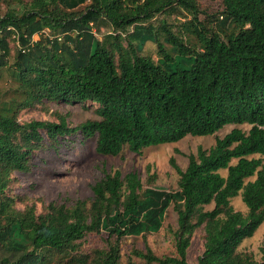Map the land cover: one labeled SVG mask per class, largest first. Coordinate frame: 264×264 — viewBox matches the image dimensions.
Masks as SVG:
<instances>
[{
	"label": "trees",
	"instance_id": "1",
	"mask_svg": "<svg viewBox=\"0 0 264 264\" xmlns=\"http://www.w3.org/2000/svg\"><path fill=\"white\" fill-rule=\"evenodd\" d=\"M220 4L209 29L198 0H0V80L11 84L0 91V264H123L124 241L160 232L171 206L174 254L134 250L147 264H189L197 233L198 264H264L240 249L264 223V0ZM179 9L193 15L180 24L193 40L151 23ZM100 26L109 29L102 39L93 34ZM148 40L158 62L140 54ZM44 101L93 102L99 119L71 127L57 113V122H21ZM230 125L250 130L200 147L184 170L171 160L174 192L156 189L149 167L145 184L136 172L105 171L92 197L40 213L24 201L19 210L10 194L16 173L32 174L35 152L78 132L96 140L99 155L118 157ZM238 196L246 214L232 205Z\"/></svg>",
	"mask_w": 264,
	"mask_h": 264
},
{
	"label": "rangeland",
	"instance_id": "2",
	"mask_svg": "<svg viewBox=\"0 0 264 264\" xmlns=\"http://www.w3.org/2000/svg\"><path fill=\"white\" fill-rule=\"evenodd\" d=\"M198 18L207 28L211 29L212 22L220 11V0H198ZM222 20L221 17H219ZM193 20V15L178 10L174 14L159 15L151 23L158 28L162 21L174 26L173 31L182 35L183 38H192L191 34H185L181 30L180 24ZM178 30L182 33H178ZM132 31V30H131ZM130 31V32H131ZM109 33V29L100 26L93 28L96 38L102 39ZM48 35V31L45 32ZM163 43L166 40L161 34ZM34 41L40 40V36H35ZM167 48L170 45L167 44ZM18 44L12 42V49L15 52ZM140 54L152 57L158 62V48L153 40L143 41ZM9 78L4 76L0 80V91L5 92L9 87ZM99 105L93 102L70 103V102H47L36 107L22 111L21 122L32 120L57 122L56 114L64 115L71 127H77L86 120H98L97 109ZM238 128L245 132L250 130L249 125H230L223 128L213 136L193 137L187 136L179 142L162 144L156 147L145 149L141 154H135L125 150L121 156L107 157L96 152V140L84 139L78 132L71 136L60 139L57 146L47 148L34 153L35 168L30 175L16 173L15 181L10 188L11 196H18L17 208L23 210V202L35 204L37 212L42 211V206L49 203L72 204L78 200H85L92 197V186L101 179L105 171H120L123 175L130 172L139 174L145 184L148 178V168L150 172L157 175L154 187L161 191L174 192L178 189L179 176L171 165L174 158L181 169H186L188 165V155L195 154L200 147L211 148L217 138H223L233 129ZM226 175V172H222ZM232 205L236 211L247 213V208L241 196L232 200ZM177 228V214L171 206L164 221V227L160 232L148 235L147 238L129 237L121 246L122 263L147 264L144 259L138 257L134 250L145 251L148 245L158 257L174 254V242L172 230ZM240 249L251 253L257 261L264 260V223L248 239L242 241ZM204 252V241L201 233H197L188 251L189 264H198V260Z\"/></svg>",
	"mask_w": 264,
	"mask_h": 264
}]
</instances>
